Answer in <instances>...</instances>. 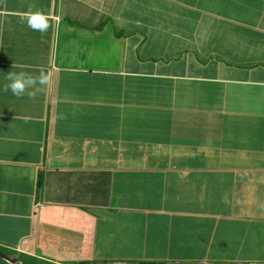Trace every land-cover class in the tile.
<instances>
[{
    "label": "crops",
    "instance_id": "1",
    "mask_svg": "<svg viewBox=\"0 0 264 264\" xmlns=\"http://www.w3.org/2000/svg\"><path fill=\"white\" fill-rule=\"evenodd\" d=\"M0 253L264 264V0H0Z\"/></svg>",
    "mask_w": 264,
    "mask_h": 264
},
{
    "label": "clouds",
    "instance_id": "2",
    "mask_svg": "<svg viewBox=\"0 0 264 264\" xmlns=\"http://www.w3.org/2000/svg\"><path fill=\"white\" fill-rule=\"evenodd\" d=\"M34 4L29 5V10L20 13L21 22L26 23L27 27L33 31L44 35L51 27L52 18L39 9H35ZM56 22H59L60 17H55ZM13 67L23 68V65H13ZM5 80L7 83L3 85L4 92H11L13 96L20 99L27 96L34 100L38 94H41L52 83L50 73L41 70L38 75H32L25 71L9 72ZM63 119V114L59 117Z\"/></svg>",
    "mask_w": 264,
    "mask_h": 264
},
{
    "label": "water",
    "instance_id": "3",
    "mask_svg": "<svg viewBox=\"0 0 264 264\" xmlns=\"http://www.w3.org/2000/svg\"><path fill=\"white\" fill-rule=\"evenodd\" d=\"M0 257L7 259L8 261H10L13 264H20L17 259H9L8 257L4 256L2 253H0Z\"/></svg>",
    "mask_w": 264,
    "mask_h": 264
}]
</instances>
